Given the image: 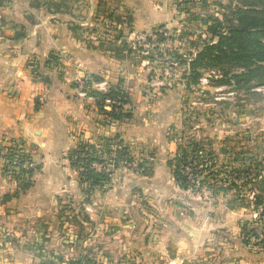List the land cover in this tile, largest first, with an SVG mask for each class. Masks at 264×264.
<instances>
[{
	"label": "crops",
	"instance_id": "0c3cea01",
	"mask_svg": "<svg viewBox=\"0 0 264 264\" xmlns=\"http://www.w3.org/2000/svg\"><path fill=\"white\" fill-rule=\"evenodd\" d=\"M120 2L129 7L135 31L150 32L171 15L165 4ZM79 8L77 0L0 3V264H22L20 257L27 250L12 242L27 239L19 237L20 218H26L27 223L52 211L54 217L60 194L70 185L74 190L77 176L68 166V151L80 141L103 148L104 141L115 137L130 151L144 144L157 153L149 174L138 176L117 168L116 183L95 187L89 197L87 221L101 222L99 227L105 229L101 237L109 252L137 255L133 264H264L241 259L239 254L237 258L216 235L207 237V230L219 225L206 216L202 203L174 180L167 161L176 151L177 140L165 131V125L146 127L153 118L145 119V128L138 130L135 110L129 111V121L108 124L94 98L78 94L73 81L87 74L110 83L119 79L129 85L126 89L131 93L138 89L134 82L142 77L126 74L119 61L78 38L73 25ZM18 33L22 36L16 38ZM50 54L59 58L58 71L44 65ZM33 62L39 64L38 71H32ZM12 142L21 144L38 167L32 185L21 195L14 193L15 182L2 173V147ZM215 154L218 160L221 154ZM65 174L71 176L70 183L64 181ZM76 184L78 190L73 194L82 197ZM140 190L152 196L149 212L132 200L133 192Z\"/></svg>",
	"mask_w": 264,
	"mask_h": 264
},
{
	"label": "rangeland",
	"instance_id": "374dc122",
	"mask_svg": "<svg viewBox=\"0 0 264 264\" xmlns=\"http://www.w3.org/2000/svg\"><path fill=\"white\" fill-rule=\"evenodd\" d=\"M77 2L81 8L75 15L77 24L73 28L78 38L85 40L86 45L90 44L97 52H104L106 57L119 61L126 74H132L135 79L136 75L140 77L142 74L138 83L135 81L137 84L134 82L133 85L138 89L132 93L126 89L128 84L125 83V86L119 79L110 83L108 79L99 76V80H94L92 77L96 75L80 76L73 81L80 96L94 98L90 91L106 93L114 87L125 93L123 111L130 113L135 110V126L138 130L145 128V119L148 121L153 118L151 120L155 124L150 120L146 127L163 124L166 126L165 131L176 140L190 136L204 139L209 144L208 149L211 147L215 153L232 147L239 151L247 145L249 153L246 158L251 161L252 171L263 178L260 176L259 180L248 185L237 180V187L217 196L212 195L211 188L206 186L200 192L190 190L186 194L202 203L206 216L212 218L215 225H219L207 230L208 238L216 235L223 242V247L234 251L237 258L239 254L241 259H256L258 263H264V246L259 244V240L264 237V215H260L261 212L264 214V200L261 205L255 203L257 195L264 198V181H260L264 180V85L250 90L236 89L231 84L221 82L224 76L219 68H202L197 83L190 86H187L185 78L189 70L188 61L210 37L207 24L199 18L211 16L223 21V15L229 13L227 7L237 5L236 0H144L145 4L154 6L165 4L166 11L168 7L171 8L172 17L169 15L165 23L155 26L150 32L133 29L131 11L120 0ZM99 3L101 5L98 7ZM129 18L131 21H128ZM52 56L56 60L52 61L51 69L56 67L58 71L59 58L54 54ZM33 63L30 64L31 69L36 64ZM108 98L102 100V109L106 112L112 111V106H118L119 102L113 99L108 104L105 102ZM94 100L97 104V99ZM103 116L108 124L117 122L105 114ZM130 118L126 119L129 121ZM104 143L112 144L108 141ZM103 149L98 148V151ZM156 153L154 147L144 144L131 147L129 160H121L118 168L141 176L138 165L143 162L151 167ZM112 154L104 155L107 159L105 168L111 171L109 182L104 185L116 183L114 176L117 168L112 166ZM220 154L218 167L225 165L228 171L233 167L243 168L240 160L235 162L230 155ZM68 156L69 151L66 158ZM5 163L2 156V173L15 182L14 193L21 195L32 185L33 175L22 173L18 167L4 170ZM32 163L35 172L37 165ZM68 166L71 173L77 176L82 197L73 194L78 190L75 181L74 190V185H70L67 191L60 194L54 217L52 211L49 216H34L27 223L26 218H20L19 237L27 239L15 238L12 242L14 246L27 250L20 257L21 263L70 264L79 261L80 264H133L137 255L122 253L117 256L109 252L107 241L101 237L105 229L99 227L100 221L96 225L88 223L86 211L90 209L87 204L94 189L87 197L79 183V169L72 167L69 160ZM220 177L229 182H218L215 187H230L232 178L220 175L218 179ZM70 180L71 176L65 174L64 181L70 183ZM133 195L132 200L138 208L149 212L152 196L141 190L133 192ZM252 229L256 234H252Z\"/></svg>",
	"mask_w": 264,
	"mask_h": 264
},
{
	"label": "trees",
	"instance_id": "16d2710c",
	"mask_svg": "<svg viewBox=\"0 0 264 264\" xmlns=\"http://www.w3.org/2000/svg\"><path fill=\"white\" fill-rule=\"evenodd\" d=\"M236 3L235 6L227 7L229 13L227 16L223 15V21L211 16L199 18L200 21L207 24V32L210 37L188 61L189 70L185 77L187 86L197 83L202 68H219L224 76L221 82L231 84L236 89L250 90L255 86L264 85V0H236ZM100 5L101 3L98 4V7ZM128 21H131V18ZM21 36L22 34L18 33L16 38ZM54 60L56 59L50 54L44 61V65L52 67ZM178 60L181 58L178 57ZM38 67L39 64H35L32 71H36ZM92 78L100 79L97 76ZM113 88L106 93L92 90L90 95L97 99V105L101 112L104 110L102 109V100L105 97L119 101L118 106H115L117 110H114L115 107L112 106V111L104 110L103 112L111 120L121 121L129 118L130 113L123 111V105L126 104L125 93L120 89ZM116 139L117 137L107 140L112 144L104 143L103 151H98L96 146L85 141L78 142L69 151L68 159L72 167L79 169V183L87 197L92 189L109 182L111 171L104 168L107 161L104 157L106 153L113 152L112 166L114 169L119 167L121 160H129L128 146ZM176 142V151L167 164L171 168L174 180L182 190L200 192L206 186L211 188L212 195H218L237 187V180L248 185L259 180L258 177L261 176L259 173H253L249 163L251 161L246 158L249 153L247 145L239 151H235L233 147L229 150H220V153L230 155L235 162L240 160L243 166V168L233 167L228 171L225 165L218 167L217 155L211 147L208 149L207 145L209 144H206V140L190 136L187 139L179 138ZM2 149L5 150L4 170L8 171L13 167H18L22 173L33 175L35 167L24 169L21 167L22 163L19 165L13 163L15 158L22 161L30 159L21 144L12 142L11 145L2 147ZM95 164L101 165V168L96 167ZM138 167L141 168L139 171L141 175H147L151 171V167H147L143 162ZM234 174L235 176L232 177ZM220 175L232 178L230 187H215L218 182H229L226 178L218 179ZM261 178L263 177L261 176ZM260 181L264 180L260 179ZM238 198L243 200L240 196ZM263 200L262 196L257 195L255 203L261 205ZM260 215L264 214L261 212ZM252 234H256L254 229H252ZM259 244L264 246V237L259 240ZM70 264L80 263L73 261Z\"/></svg>",
	"mask_w": 264,
	"mask_h": 264
},
{
	"label": "built area",
	"instance_id": "2783aa9c",
	"mask_svg": "<svg viewBox=\"0 0 264 264\" xmlns=\"http://www.w3.org/2000/svg\"><path fill=\"white\" fill-rule=\"evenodd\" d=\"M0 1H1V3H3V2L8 1V0H0ZM105 102L108 103V104H111L112 103L111 99H109V98L106 99ZM107 106H110V105H107ZM13 163L14 164H18V165L20 163H22V166L21 167L24 168V169H28V168H31L33 166L32 161H30V160H24V161H22L20 159L18 160L17 158L14 159ZM95 166L98 167V168H101V165L95 164Z\"/></svg>",
	"mask_w": 264,
	"mask_h": 264
}]
</instances>
